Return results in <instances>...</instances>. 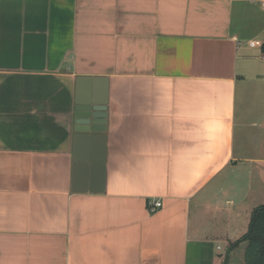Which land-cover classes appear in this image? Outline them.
Masks as SVG:
<instances>
[{
  "label": "crops",
  "instance_id": "crops-1",
  "mask_svg": "<svg viewBox=\"0 0 264 264\" xmlns=\"http://www.w3.org/2000/svg\"><path fill=\"white\" fill-rule=\"evenodd\" d=\"M263 3L0 0V264H225L224 203L264 204Z\"/></svg>",
  "mask_w": 264,
  "mask_h": 264
},
{
  "label": "water",
  "instance_id": "water-1",
  "mask_svg": "<svg viewBox=\"0 0 264 264\" xmlns=\"http://www.w3.org/2000/svg\"><path fill=\"white\" fill-rule=\"evenodd\" d=\"M85 79H78V81ZM95 81V79H92ZM77 81V83H78ZM88 81V80H87ZM106 96H97L95 93L83 94L76 102L75 132L81 139L91 142L95 137L104 138L107 116Z\"/></svg>",
  "mask_w": 264,
  "mask_h": 264
},
{
  "label": "trees",
  "instance_id": "trees-1",
  "mask_svg": "<svg viewBox=\"0 0 264 264\" xmlns=\"http://www.w3.org/2000/svg\"><path fill=\"white\" fill-rule=\"evenodd\" d=\"M240 244H245L243 264H264V204L252 211L246 234L229 245L225 264L229 260V253Z\"/></svg>",
  "mask_w": 264,
  "mask_h": 264
},
{
  "label": "rangeland",
  "instance_id": "rangeland-1",
  "mask_svg": "<svg viewBox=\"0 0 264 264\" xmlns=\"http://www.w3.org/2000/svg\"><path fill=\"white\" fill-rule=\"evenodd\" d=\"M231 176H234V175H231ZM246 177H247V175H240V177L239 176H235V178H234L235 183L236 182H240V189H242V192H241L242 194L245 192V189L247 187V179H246ZM230 180H231V183H232L233 182V178H231ZM231 197H232L233 200H234L235 197H237V190L236 189H235V192L231 190ZM230 201L231 200H229L228 202L226 201V203H224V205H223L224 208H225V214L224 215L226 217H230L232 219L240 220V222H238L239 225L243 224V227H244V225H245L244 224L245 223L244 220L246 219L247 216L251 215L250 213H252V211H253L251 209V205H246L244 203V204H241L240 206H238L239 200L236 199L235 203H234V206H229V202ZM247 201L248 200H246V202ZM249 218L250 217L247 218V222H249V220H250ZM231 224L232 223H229V227H231ZM240 229L241 228L238 227V230H240ZM238 238L240 239V235L236 236V239H238ZM242 249H243V247L242 248L240 247L239 249H236V251H234L235 253H233V264H242V261H243Z\"/></svg>",
  "mask_w": 264,
  "mask_h": 264
},
{
  "label": "built area",
  "instance_id": "built-area-1",
  "mask_svg": "<svg viewBox=\"0 0 264 264\" xmlns=\"http://www.w3.org/2000/svg\"><path fill=\"white\" fill-rule=\"evenodd\" d=\"M262 10L264 11V3L262 4ZM249 46L251 47H257L260 46V43L257 41H252L249 42ZM162 206L160 201H153L151 203H149L148 205V210L150 213H155L158 209H160Z\"/></svg>",
  "mask_w": 264,
  "mask_h": 264
}]
</instances>
